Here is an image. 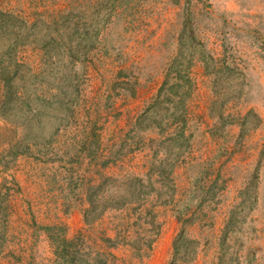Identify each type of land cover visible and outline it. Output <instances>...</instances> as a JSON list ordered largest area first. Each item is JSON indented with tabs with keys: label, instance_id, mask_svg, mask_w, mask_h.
Here are the masks:
<instances>
[{
	"label": "rangeland",
	"instance_id": "rangeland-1",
	"mask_svg": "<svg viewBox=\"0 0 264 264\" xmlns=\"http://www.w3.org/2000/svg\"><path fill=\"white\" fill-rule=\"evenodd\" d=\"M0 264H264V0H0Z\"/></svg>",
	"mask_w": 264,
	"mask_h": 264
}]
</instances>
